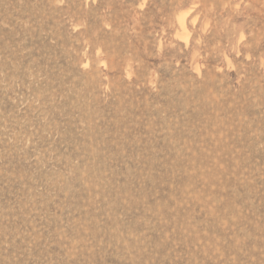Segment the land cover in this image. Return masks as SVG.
Masks as SVG:
<instances>
[{"label":"rangeland","instance_id":"obj_1","mask_svg":"<svg viewBox=\"0 0 264 264\" xmlns=\"http://www.w3.org/2000/svg\"><path fill=\"white\" fill-rule=\"evenodd\" d=\"M0 264H264V0H0Z\"/></svg>","mask_w":264,"mask_h":264}]
</instances>
